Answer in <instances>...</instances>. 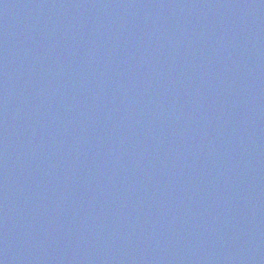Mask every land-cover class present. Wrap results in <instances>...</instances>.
I'll list each match as a JSON object with an SVG mask.
<instances>
[{"label":"water","instance_id":"95a60500","mask_svg":"<svg viewBox=\"0 0 264 264\" xmlns=\"http://www.w3.org/2000/svg\"><path fill=\"white\" fill-rule=\"evenodd\" d=\"M0 264H264V0H0Z\"/></svg>","mask_w":264,"mask_h":264}]
</instances>
